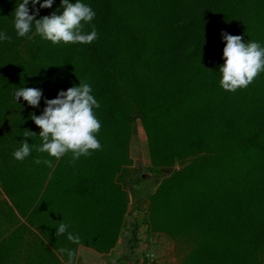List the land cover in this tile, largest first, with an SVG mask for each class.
<instances>
[{
  "label": "trees",
  "instance_id": "trees-1",
  "mask_svg": "<svg viewBox=\"0 0 264 264\" xmlns=\"http://www.w3.org/2000/svg\"><path fill=\"white\" fill-rule=\"evenodd\" d=\"M61 2L37 19L62 14ZM81 2L96 13L83 28H96L90 44H52L34 29L20 38L13 14L22 0H0V32L11 38L0 41V264H67L60 248H114L128 213L135 121L160 180L132 221L171 241L177 264H264V72L235 92L219 72L221 33L264 47V0ZM80 81L100 104L101 149L75 162L37 152L41 129L30 115ZM19 88L39 89V106L16 102ZM25 139L31 154L17 161ZM60 222L79 244L56 236Z\"/></svg>",
  "mask_w": 264,
  "mask_h": 264
},
{
  "label": "clouds",
  "instance_id": "clouds-1",
  "mask_svg": "<svg viewBox=\"0 0 264 264\" xmlns=\"http://www.w3.org/2000/svg\"><path fill=\"white\" fill-rule=\"evenodd\" d=\"M32 5V14L28 7ZM54 0H22L14 11V29L20 38L28 37L34 32L52 44H90L98 38V33L93 25L90 33L83 31L84 25L90 23L96 13L93 9L76 0H62V14L53 12L50 16L37 19L40 8L48 9ZM39 4V8L36 5ZM225 42L223 49L224 64L219 68L222 75L220 86L229 92L246 88L262 72H264V47L257 42L244 43L242 36H232L221 33ZM6 32H0V41L10 40ZM92 88L87 82L80 81V85L73 86L67 91H60L55 99L45 100L46 107L39 116L31 114L30 119L41 129L39 137L41 145L36 147L39 153H47L57 160L68 153L75 162L81 156H89L92 152L100 150L101 144L96 138L100 131L101 122L95 115L94 109L100 108V104L91 94ZM23 98L33 108L38 107L42 98V92L37 88H19L14 92L16 102ZM28 130L24 131V137L35 136ZM32 151V147L26 139L21 142V147L13 152L17 161H23ZM36 164L43 163L47 167H53L50 159L37 158ZM69 225L60 222L56 229V236L67 233V239L74 243H80V237L68 231ZM59 253L68 256L67 264H75L76 252L72 249L60 248ZM113 264L115 262L113 261Z\"/></svg>",
  "mask_w": 264,
  "mask_h": 264
},
{
  "label": "rangeland",
  "instance_id": "rangeland-1",
  "mask_svg": "<svg viewBox=\"0 0 264 264\" xmlns=\"http://www.w3.org/2000/svg\"><path fill=\"white\" fill-rule=\"evenodd\" d=\"M135 126V133L131 137L129 145H128V157L130 159V177L131 182L126 184L125 190L128 195L129 203L127 207L128 213L126 214L125 221L128 222V224L131 227H134L136 229L140 228V224L137 226L134 223V218L137 217L135 211H133V206L136 205L137 207L141 204V202L144 200L145 196H147L152 190L155 182L160 180L159 178H155L150 172H148L147 166H148V159H147V152H146V142L143 135V132L141 130V127L139 125L138 121L134 122ZM178 166L174 165L171 170L177 169ZM128 179V178H127ZM133 183V185H132ZM1 196V195H0ZM136 221V220H135ZM130 222V223H129ZM127 224L126 227V244H128L129 238L132 240L131 236V229H128L129 225ZM136 226V227H135ZM133 228V229H134ZM142 228V229H141ZM140 230L144 231V227H141ZM143 234V233H142ZM145 234V232H144ZM144 234L141 237H144ZM148 234V233H147ZM130 236V237H129ZM163 241L161 243V248L163 254L158 256L162 260L160 263L162 264H177L178 258L175 254V248L171 241H169L166 238H162ZM129 240V241H130ZM137 247V246H136ZM85 252H79V260L78 264H113L115 255H94L90 252V250H84ZM116 252H123L126 253V261L129 262V264H135V256L138 255L137 248H127L125 250V246L122 244L118 245ZM155 259V258H154ZM159 260V259H158ZM157 260H155L156 262ZM118 264V263H117ZM157 264V262H156Z\"/></svg>",
  "mask_w": 264,
  "mask_h": 264
},
{
  "label": "crops",
  "instance_id": "crops-1",
  "mask_svg": "<svg viewBox=\"0 0 264 264\" xmlns=\"http://www.w3.org/2000/svg\"><path fill=\"white\" fill-rule=\"evenodd\" d=\"M0 199H3V196L0 192ZM130 223V222H129ZM127 224L128 222H125V225H124V228L122 229V233L119 237V239L117 240L116 242V245L114 246V248L108 253V255H115V258L114 260H116L115 264H129V262H125L126 261V253H123V252H116L117 250V247L118 245L122 244L123 246H125V250H127V248H130V244H129V240L128 241V244H126V227H127ZM129 225V224H128ZM132 226V225H131ZM130 225L128 226L129 228L128 229H131V236L133 237L135 235L134 238H136V246L135 248H137V252H138V255L135 256V259L140 255H143V254H146V255H149L151 256V258L155 261L157 260V264H162L160 263V261L162 260L160 257V255L163 254L162 252V248L160 247L161 246V243L163 241L162 238H166L165 236L161 235V234H147L145 232V230H140L138 229V231L136 232L135 234V228L134 227H131ZM134 228V229H133ZM145 232V234H144ZM144 234V237H141L143 234ZM130 237V236H129ZM167 239V238H166ZM84 250H87L85 248H82V247H77L76 249V260H75V264H78V260H79V252H85ZM91 253H93L94 255H97V256H100L99 254H96L92 251H90ZM107 255V254H106ZM155 258V259H154ZM159 259V260H158ZM136 261V260H135ZM136 263V262H135Z\"/></svg>",
  "mask_w": 264,
  "mask_h": 264
},
{
  "label": "built area",
  "instance_id": "built-area-1",
  "mask_svg": "<svg viewBox=\"0 0 264 264\" xmlns=\"http://www.w3.org/2000/svg\"><path fill=\"white\" fill-rule=\"evenodd\" d=\"M125 218H126V216H125ZM141 227H143V226H140V228ZM137 231H138V229L135 230V234ZM134 237H135V235L133 237H131L132 240L129 241L131 249L136 247L137 242H136V238H134ZM135 260H136L135 264H156V262L151 258V256L146 255V254H143L141 256L139 255Z\"/></svg>",
  "mask_w": 264,
  "mask_h": 264
}]
</instances>
